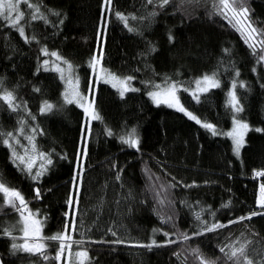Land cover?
<instances>
[{
  "label": "trees",
  "instance_id": "1",
  "mask_svg": "<svg viewBox=\"0 0 264 264\" xmlns=\"http://www.w3.org/2000/svg\"><path fill=\"white\" fill-rule=\"evenodd\" d=\"M215 2L169 0L161 8L156 0H111L110 5L105 0H28L45 18L31 19L33 9L19 4L24 13L19 26L29 42L0 18V95L12 92L18 105L13 111L0 100V132L15 133L25 145L26 136L34 137L38 152L52 161L33 180L0 143V178L38 212L42 237L69 225L71 249L88 253L83 264H200L195 249L205 260L232 264L220 251L229 245H246L253 264L264 261V215L240 220L264 212L257 205L255 175L264 171V61L257 58L260 44L253 55L240 33L216 14ZM246 7L252 26L264 31V0H246ZM42 49L73 66L100 120L87 125L83 109L65 101L64 81L43 68ZM93 57L113 74L131 77L136 91L121 95L108 83L96 82ZM214 74L220 86L194 99L188 90L200 77ZM170 83L181 87L186 109L214 125L217 135L185 113L152 102L149 93ZM233 83L243 108L239 113L228 104ZM45 102L53 107L42 112ZM234 117L250 126L240 156L221 134ZM129 136L138 139L139 150L122 142ZM39 163L45 160L37 161L33 173ZM19 220L11 207H0V264H66L67 248L56 259L57 241H45L47 260L14 252L11 245L22 243ZM212 224L223 227L207 231ZM4 229H13L17 239ZM153 240L162 246H138Z\"/></svg>",
  "mask_w": 264,
  "mask_h": 264
},
{
  "label": "snow or ice",
  "instance_id": "2",
  "mask_svg": "<svg viewBox=\"0 0 264 264\" xmlns=\"http://www.w3.org/2000/svg\"><path fill=\"white\" fill-rule=\"evenodd\" d=\"M21 2H24L27 4L28 8L33 9V14L31 15V19H45L43 14L39 13V8L37 6L32 5L31 3H28V0H0V18H3L5 21H9V26L14 27L20 34L21 37L25 39V42H29V38L25 35L24 27L19 26L20 21L24 17V13L19 10V4ZM158 3V6L163 8L164 6L169 4V0H156ZM106 4H111V0H105ZM148 4L154 3V0H147ZM214 9L216 10V14L221 16L224 20H226L237 32L240 33L241 37L244 39L245 43L248 44L249 48L253 50V55L256 54L255 52V44L259 43L261 46V54L257 57L258 60L264 61V31H259L255 27L252 26L251 21L248 20V8L246 7V0H216V2L213 4ZM15 13V15H13ZM55 15H59V13H54ZM151 15H156V13H151ZM116 16L118 19L123 21L125 25H127V18L117 12ZM135 19V17H133ZM132 31L133 29H129ZM257 37H260L259 40H257ZM35 39V37H33ZM171 39V37H170ZM154 50V49H153ZM43 53L45 55H48L46 49H42ZM52 56H55L59 60H63L62 57H60L57 53L53 52L51 53ZM99 59L96 57H93L92 61H90V66H95L96 64H99ZM45 65L48 64V61L44 62ZM63 63L67 65L69 76L67 77V82L69 84L72 83V72H73V66L67 61L63 60ZM57 71L61 72V78H65L63 75V69H60L59 66L56 68ZM113 80L118 81L122 86H127V81L131 80V77H128L124 80H120L119 78L115 77L113 74H108ZM239 75V73H237ZM215 74L210 77L205 75L202 80L196 81V89L197 91H207L210 87H219V82L215 80L214 78ZM75 85L72 88L71 92H65V101L67 103H73V100L76 99L77 103L84 108V112L89 118V122L91 120H100L101 117L97 112H95L93 108V104H88L85 106L83 103L88 98L86 96H83L78 91V84H79V78H75ZM107 82V81H106ZM2 84V82H0ZM202 85H205V87H202ZM233 89L235 88V83L232 85ZM132 91H136V89H131ZM91 91V89H90ZM121 95H123V92H121ZM165 99L164 103H166L169 107H176L178 111H182L187 115L190 119L195 120L196 123L201 124V121L194 116L191 112H188L179 101V97L176 95V85H172L166 93H164ZM193 98L198 100V97L196 96V93L194 92ZM151 96L154 100L157 101V103L160 102V96L161 93L159 92H153L151 93ZM230 100L229 104L234 109L236 113L242 112L243 108L239 105V100L237 99L236 93L230 92L229 93ZM0 100H3L6 102L9 107L16 111L18 108V105H15L13 101L15 100V97L12 92L4 91L3 95H0ZM53 106L51 104H48L45 102L44 107L41 109L42 112L44 111H50ZM23 121H21V125H23ZM233 123L235 127L232 129V131L227 133H221L223 135H227L233 140L234 143V150L237 155L240 153L241 146L243 144V138L244 134L247 132L249 126L247 123L242 122L239 119H236L234 117ZM202 127L210 130L213 135H217V130L214 127V125L210 123H202ZM35 131V129H33ZM257 131H261L260 129H257ZM19 132L21 135H24V128L21 126L19 129ZM109 135H111V132H109ZM0 137L3 139H0V143H2L5 147H7L10 150L11 158L14 163V165L22 172H25L27 175H29L33 180H39V178L44 174V172L47 170L46 165L51 164L52 161L48 156L44 153H39L38 149L36 147L34 137L32 136H26V139L29 141L30 147L24 148V153L21 154L19 151H17V148L13 146V143L11 141H15V144L24 147L20 144V140L16 137L15 133L9 132V133H3L0 132ZM122 142L127 144L129 147H136L138 149L139 141L138 139L134 138V136H129L128 138H122ZM39 157L43 160H45L44 164L40 165V170L33 173L32 169L35 166V159ZM256 176H264V171H258L255 173ZM78 187V185H77ZM35 196L37 199L41 198L40 189L37 187L35 190ZM0 200L3 201V204H0V207L3 206H9L14 211H16L19 214L20 220L18 223L21 225L20 231L23 232V243L17 244L13 243L11 245L14 252L16 251H23L32 255H38L42 259L47 260L48 256L45 252L46 248V240H52L58 242V252L56 259H60L61 256L65 253V249L67 248L69 250V255H72L70 252L72 248V236L69 233V225L65 224V229L61 233H56L49 237H42L41 231H42V221L35 219L36 216H38V212H33L31 209L28 208V202L25 200L23 194L15 189L9 187L2 178H0ZM78 203V201H77ZM258 206L260 208H264V183L260 185V195L259 199L257 201ZM69 207L71 208L73 205V201L70 198L68 201ZM227 207L228 205H224ZM67 215V213H66ZM257 215H264V212H255L253 211L250 213L247 217H241L240 220L244 219H251L253 216ZM197 219H200L199 213L197 214ZM237 221H232V223H235ZM223 227V225L220 224H212L207 227V231H214L217 228ZM13 229H4V234L8 237H10L13 241L17 239V237L12 235ZM72 231H75V225H72ZM198 234H203L198 233ZM115 235V233H113ZM165 236H168V233H164ZM183 238L185 240L189 239L190 237L187 234H183ZM67 242V244H66ZM173 241L171 239L168 240V243H172ZM77 245H80L83 243V241H75ZM115 243H124L123 241H115ZM153 245L155 246H162L157 244L155 240L152 241L151 244L148 245H138L140 247H147L151 248ZM221 252L225 254V257L227 260L232 261V264H253V261L248 258L247 251H246V245H242L239 249L235 248L233 245L228 246V250L225 248L220 249ZM194 255H197L200 264H216L215 261H209L205 260L203 256L199 253V249H195L193 251ZM75 257H77L80 260V264H83V261L87 259L88 253L86 250L84 251H76L74 253ZM179 255V254H177ZM261 264H264V261H261Z\"/></svg>",
  "mask_w": 264,
  "mask_h": 264
},
{
  "label": "rangeland",
  "instance_id": "3",
  "mask_svg": "<svg viewBox=\"0 0 264 264\" xmlns=\"http://www.w3.org/2000/svg\"><path fill=\"white\" fill-rule=\"evenodd\" d=\"M13 15H15V13H13ZM48 52V51H47ZM49 54L48 55H45L44 53H43V55H44V59H43V64H42V66H43V68L44 69H48V70H54V71H56V72H58L59 73V75L61 76V72H59V71H57L56 70V68H57V66H59V68L60 69H63L64 71H63V75H64V77L65 78H63L62 80L64 81V84H65V92H71L72 91V88H73V86L75 85V78H76V74H75V72H74V70H73V72H72V83L71 84H69L68 82H67V77L69 76V71H68V68H67V65L66 64H64L63 63V60H59V59H57L55 56H52L51 55V52H48ZM53 53V52H52ZM97 59H99V58H97ZM45 61H48V64L47 65H45ZM100 61V60H99ZM92 67V71H93V74H94V77H95V80H96V82H105V83H108L109 85H111L113 88H115L120 94H121V92H123V95L124 94H126L128 91H130L131 89H134V86H133V84H132V79L131 80H128L127 81V86L126 87H124V86H122L118 81H116V80H113L108 74L109 73H111V74H113L112 72H110L109 70H107L106 68H104L102 65H101V62H99V64H96L95 66H91ZM115 77H117V78H119L120 80H124V79H126V78H123V77H119V76H117V75H115V74H113ZM207 76H210V77H212L213 75H207ZM203 77L204 76H202V77H200L197 81H199V80H202L203 79ZM214 78H215V80H217L218 82H219V80H218V78L216 77V76H214ZM107 81V82H106ZM172 85H176V95L179 97V101H180V104L186 109V107L184 106V104H183V102H182V100H181V98H180V91H181V87L178 85V84H176V83H170V84H167V85H163V86H161L160 88H158V89H156V90H154V91H151L150 93H149V97H150V99L152 100V102L154 103V104H156V105H164V106H167V107H169L166 103H164L163 101H164V99L166 98L165 97V95H164V93H166V91L172 86ZM219 85H220V82H219ZM202 87H205V85H202ZM212 88H216V87H210V88H208V90H210V89H212ZM207 90V91H208ZM78 91H79V93L81 94V95H83V96H86V95H84L82 92H81V90H80V85L78 84ZM235 92L236 93V88H234L233 89V87H231V89L229 90V92H228V96H227V98H228V104H229V100H230V96H229V93L230 92ZM65 92H64V95H65ZM153 92H159V93H161V96H160V102L159 103H157V101L156 100H154L153 98H152V96H151V93H153ZM188 92L192 95L194 92L196 93V96L198 97V99L200 98V95L202 94V93H204V92H206V91H197V89H196V83H195V85H194V87L193 88H191V89H189L188 90ZM193 96V95H192ZM237 96V95H236ZM88 99L86 100V101H84L83 103L85 104V106H87L88 104H93V100L89 97V96H86ZM238 99V98H237ZM73 103L75 104V105H77L78 107H80L81 109H83V111H84V108L83 107H81L78 103H77V101H76V99H74L73 100ZM230 105V104H229ZM239 105H240V103H239ZM230 107H231V105H230ZM93 108H94V110H95V112H97L96 111V109H95V106H94V104H93ZM170 108H172V109H174V110H177V108L176 107H170ZM232 108V107H231ZM233 109V108H232ZM187 110V109H186ZM234 110V109H233ZM178 111V110H177ZM188 112H190L189 110H187ZM180 112H182V111H180ZM184 113V112H183ZM193 114V113H192ZM194 115V114H193ZM85 116H86V123H87V125H89L90 124V122L92 121H90L89 122V118H88V116L86 115V113H85ZM194 116H196V115H194ZM197 117V116H196ZM198 118V117H197ZM199 119V118H198ZM234 119V118H233ZM236 119H239V118H236ZM200 120V119H199ZM239 120H241V119H239ZM195 121V120H194ZM201 121V124L200 125H202V123H205V122H203L202 120H200ZM242 122H244V123H247V122H245V121H243V120H241ZM196 122V121H195ZM248 124V123H247ZM248 126H249V124H248ZM235 127V125H234V123H233V120H232V126H231V128L227 131V132H230V131H232V129ZM250 130V126H249V128H248V130H247V132L244 134V138H243V144H242V146H241V149H240V153H239V155H237V156H240V154H241V152H242V148H243V146H244V144H245V142H246V135H247V133H248V131ZM227 132H225V133H227ZM227 136V135H226ZM228 137V136H227ZM230 138V137H229ZM231 139V138H230ZM20 140V139H19ZM232 140V139H231ZM232 142H233V140H232ZM20 144L21 145H23L24 147L22 148V147H20V146H18V148H17V151H19L21 154H23L24 153V148H28V147H30V145H29V141H28V139H27V145H25V143L23 142V141H21L20 140ZM13 145H16L15 144V141H13ZM233 145H234V143H233ZM234 148H235V146H234ZM236 153V152H235ZM41 158H39V157H37L36 159H35V164L37 163V161H39ZM40 165H41V163H39V167H40ZM23 237V236H22ZM21 239V241H22V243H23V239L22 238H20ZM20 244V243H19ZM80 251H82V250H80ZM70 252L72 253V255H69V250L68 249H66V256H65V261H66V264H76V263H78V264H80V260L77 258V257H75V255H74V253L76 252V251H73L72 249L70 250ZM87 259H85L84 261H83V263L86 261Z\"/></svg>",
  "mask_w": 264,
  "mask_h": 264
},
{
  "label": "built area",
  "instance_id": "4",
  "mask_svg": "<svg viewBox=\"0 0 264 264\" xmlns=\"http://www.w3.org/2000/svg\"><path fill=\"white\" fill-rule=\"evenodd\" d=\"M256 178L258 179V184H259V188H258V192H257V201H258V199H259V195H260V185L262 184V183H264V176H256ZM257 205H258V203H257ZM259 207V206H258ZM260 208V207H259ZM262 209H264V208H262Z\"/></svg>",
  "mask_w": 264,
  "mask_h": 264
}]
</instances>
